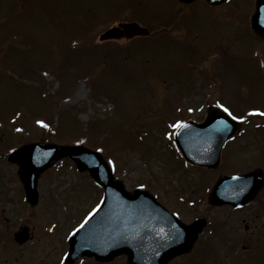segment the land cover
Masks as SVG:
<instances>
[{
  "label": "rangeland",
  "instance_id": "374dc122",
  "mask_svg": "<svg viewBox=\"0 0 264 264\" xmlns=\"http://www.w3.org/2000/svg\"><path fill=\"white\" fill-rule=\"evenodd\" d=\"M202 1L0 0V264H61L102 199L64 157L42 171L28 203L21 168L6 156L30 142L102 149L125 188L143 185L185 223L204 217L193 250L168 264H264V201L233 212L207 202L220 174L264 170V116L250 114L264 111V37L249 26L254 0ZM133 20L150 33L99 39ZM213 103L245 119L219 167L206 170L178 156L172 125L202 120ZM20 226L31 235L23 245L13 239Z\"/></svg>",
  "mask_w": 264,
  "mask_h": 264
},
{
  "label": "water",
  "instance_id": "95a60500",
  "mask_svg": "<svg viewBox=\"0 0 264 264\" xmlns=\"http://www.w3.org/2000/svg\"><path fill=\"white\" fill-rule=\"evenodd\" d=\"M208 1L215 4L224 0ZM122 27L130 35L147 32L134 23L123 24ZM251 28L258 35L264 36V0H255ZM115 35L117 30L112 28L101 37ZM184 123L187 127L177 128L174 132L182 154L188 161L212 169L219 165L224 143L240 129L237 120L215 106L208 108L204 121ZM64 156L71 158L79 170H88L91 177L104 188L105 194L99 209L82 224L83 227L80 226L70 236L65 264H71L83 255L93 256L97 260H109L121 253L127 255L126 264H167L173 257L192 249L197 235L202 231V219L184 224L147 191H126L120 180L114 178L101 154L82 145L28 143L9 155V160L19 163V175L29 202L33 204L37 200L36 183L40 173ZM244 181H263V173L255 169L240 175L219 176L209 195V203L244 204L252 196L251 193L243 198L236 191L238 184ZM172 225L183 231L179 241L173 242L169 237L173 232ZM27 237L26 227L14 234L19 243Z\"/></svg>",
  "mask_w": 264,
  "mask_h": 264
},
{
  "label": "flooded vegetation",
  "instance_id": "af4514ba",
  "mask_svg": "<svg viewBox=\"0 0 264 264\" xmlns=\"http://www.w3.org/2000/svg\"><path fill=\"white\" fill-rule=\"evenodd\" d=\"M192 2H193V0H191L190 2H183V3L192 4ZM226 3H228V2H224V3H221L219 5H214V6H210V7H217V6L226 4ZM233 187H234V185L232 186V189H233ZM236 191H238L239 196L243 197V198L251 195V193H252V196L250 199H248L241 206L235 207L232 204H223V205H219V206H215V207L225 208V209H228L229 211L233 212V211L243 210V209L247 208L248 206H250L253 202H256V201H259V204L262 205L260 200L264 201V181H247L246 183L244 181L242 184H238V186L236 187ZM255 215H258V214L255 213ZM253 222H254V220L252 219L251 223H253ZM254 227H255V225L253 224V228ZM249 228H250L249 224L246 223L244 225L245 233L248 232ZM242 248H244V247H242Z\"/></svg>",
  "mask_w": 264,
  "mask_h": 264
},
{
  "label": "snow or ice",
  "instance_id": "6c2138e0",
  "mask_svg": "<svg viewBox=\"0 0 264 264\" xmlns=\"http://www.w3.org/2000/svg\"><path fill=\"white\" fill-rule=\"evenodd\" d=\"M219 107L222 108L224 110V112L228 113V115L231 116L235 120H244L245 119V117H243V116H233L230 109L225 107L223 104H219ZM250 114H258V115L264 116V111H261L258 108H254L251 110ZM37 123L41 124L45 128L49 127V125L44 123L43 120H37ZM221 123H223V121H221ZM172 127L173 128H182V127H187V125L181 121V122L174 123L172 125ZM16 131H22V129H16ZM77 143H81V141H77ZM12 151H15V149H12ZM98 151H102V149H98ZM109 163H112V162L109 161ZM233 179H239V177H233ZM141 187H143V185H141ZM93 211H95V209ZM89 215H91V213H89ZM177 215H179V214L177 213ZM81 227H83V225H81ZM172 228H173V232L169 234L170 239L173 242L179 241L183 237V231L178 229L175 225H172ZM161 232H163V229H161ZM65 256H68V253H65ZM61 264H64L63 260L61 261Z\"/></svg>",
  "mask_w": 264,
  "mask_h": 264
}]
</instances>
